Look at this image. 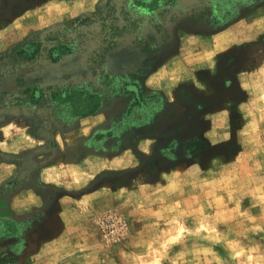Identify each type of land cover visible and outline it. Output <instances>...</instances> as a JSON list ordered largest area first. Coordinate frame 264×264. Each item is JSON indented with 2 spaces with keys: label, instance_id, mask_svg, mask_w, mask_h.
Returning <instances> with one entry per match:
<instances>
[{
  "label": "rangeland",
  "instance_id": "rangeland-1",
  "mask_svg": "<svg viewBox=\"0 0 264 264\" xmlns=\"http://www.w3.org/2000/svg\"><path fill=\"white\" fill-rule=\"evenodd\" d=\"M0 264H264V0H0Z\"/></svg>",
  "mask_w": 264,
  "mask_h": 264
},
{
  "label": "trees",
  "instance_id": "trees-1",
  "mask_svg": "<svg viewBox=\"0 0 264 264\" xmlns=\"http://www.w3.org/2000/svg\"><path fill=\"white\" fill-rule=\"evenodd\" d=\"M13 54H15V52H13V50H10L8 53H6L4 55H1L0 56V60L3 59L6 56H10V55H13ZM1 189H2V186L0 187V191H1Z\"/></svg>",
  "mask_w": 264,
  "mask_h": 264
}]
</instances>
